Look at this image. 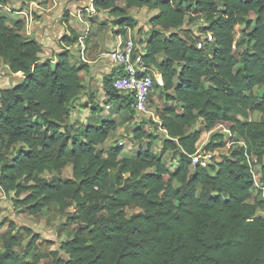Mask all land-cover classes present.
<instances>
[{
  "label": "trees",
  "instance_id": "obj_1",
  "mask_svg": "<svg viewBox=\"0 0 264 264\" xmlns=\"http://www.w3.org/2000/svg\"><path fill=\"white\" fill-rule=\"evenodd\" d=\"M92 5L116 20L117 35L137 26L130 9L158 12L140 43L143 62L161 76L157 84L165 99L180 104V112L171 104L158 115L166 136L160 152L172 154L177 166L171 171L151 150V135L139 129L134 137L148 141L134 156H122L121 146L99 151L117 128L116 119L88 121L74 131L67 119L80 104V73L88 64L68 53L39 63L43 47L20 32L23 20L10 27L0 15V63L24 77L0 89V187L24 195L20 201L30 214L56 205L77 226L60 246L66 258L53 252L47 264H264V216L256 213L264 199L248 202L251 170L264 186V0H93ZM187 18L205 22L204 44L179 34ZM237 25L246 31L235 40ZM78 39L71 30L62 42L69 47ZM235 49H241L239 59ZM114 71L102 79L107 104L133 111L132 99L112 87ZM95 99L90 94L84 106L97 112ZM197 121L205 131L222 125L235 136L215 133L202 149L206 155L231 143L228 156L211 165L193 164L200 131L186 130ZM66 166L71 178L62 177ZM128 207L139 211L127 215ZM13 230L0 236V264H38L37 257L25 262L15 252L19 241Z\"/></svg>",
  "mask_w": 264,
  "mask_h": 264
},
{
  "label": "rangeland",
  "instance_id": "obj_2",
  "mask_svg": "<svg viewBox=\"0 0 264 264\" xmlns=\"http://www.w3.org/2000/svg\"><path fill=\"white\" fill-rule=\"evenodd\" d=\"M26 4L30 1L25 0ZM40 4L35 1V4H30L32 9V16L28 20L22 18L20 12L22 9L20 5L23 4L20 0H0V15L7 19L8 26H14V23L23 20V26L20 32L24 37L33 39L36 42L35 32L31 28L37 18L38 5L45 7L46 2L40 0ZM53 5L50 10L52 16V28L54 29L50 36L54 43L51 46L43 48L41 54V61L53 59L52 46L57 47L58 53H68L75 62L84 60L92 61L87 71L80 73L83 81V90L80 93V104L76 106L75 112L67 119V123L74 131L79 132L81 127L90 121L92 123L99 122L102 119H116L117 128L112 131L108 139L100 146L99 151H103L107 147H122V156H134L139 147H145L147 138L142 137L137 139L134 137L135 131L142 130L147 135H151V150L157 156H161L162 160L173 171L177 162L172 154H161V147L163 140L166 138L165 133L160 129L158 122V115L164 107L174 105L178 112L181 111L178 102H171L165 99V92L161 87L157 86L153 89L149 103L146 107V112L136 113L126 106L117 105L116 103L107 104V99L102 90V79L111 70H115L112 63H109L106 58V53L112 50L117 43V27L116 20L105 11H96L90 0H51ZM182 4V8H185ZM131 16L137 21V26L131 30L130 36L134 38L136 45L142 47V43L147 40L149 36L150 26L149 19L154 16L156 11L148 10L146 8H132L129 10ZM33 21V22H32ZM206 24L203 19L186 23L178 30L179 34L187 39L190 43L196 46L204 44L208 36L201 32V28ZM71 30L78 36V42L67 47L63 44L62 39L69 37ZM32 31V32H31ZM174 30H171L173 32ZM246 31L245 25H237L235 27V40L243 37V32ZM39 43V42H38ZM41 44V43H40ZM42 45V44H41ZM43 47V46H42ZM53 54V55H52ZM241 49H235L234 55L239 59ZM54 60V59H53ZM90 63V62H89ZM92 66V67H91ZM104 67V68H103ZM103 68V69H102ZM155 73V72H154ZM156 79L158 75L155 73ZM158 81V80H157ZM16 77L9 72L6 63H0V89L9 88L16 85ZM259 88L255 89L259 92ZM96 96L95 103L99 111L89 109L84 105H89L90 94ZM83 105V106H81ZM93 110V113L91 112ZM252 117V116H251ZM257 118L259 116H256ZM139 129V130H135ZM187 132L200 131V138L195 144L196 153L202 154V149L210 142L211 136L215 133H222L228 138V129L222 125H217L210 131L203 130L200 121H197ZM20 144L16 145L12 151L14 153ZM229 146L219 147L213 152L207 154V158H202L203 162L211 165L216 161H221L228 156L230 151ZM11 152L6 153L8 157ZM200 154V155H201ZM193 162V161H192ZM256 168V167H255ZM258 169V167H257ZM44 176H48L46 173ZM63 178L72 177L71 166H66L62 172ZM21 197H17L15 193L2 192L0 202V236L10 229L13 230V235L19 241L15 248V252L22 257L25 262H31L33 257H37L38 264H47L51 260L53 252H56L61 258H66L65 253L60 249L63 242L72 238L76 225L67 220L66 214L59 212L56 205H51L43 208L36 214H30L28 208L21 203ZM262 196L255 190H251V197L248 202L253 203L259 201ZM73 208H69L67 212L72 213ZM139 210L134 207L125 209L127 215H131ZM257 214L264 216V207L257 209ZM0 249L2 243L0 241Z\"/></svg>",
  "mask_w": 264,
  "mask_h": 264
},
{
  "label": "built area",
  "instance_id": "obj_3",
  "mask_svg": "<svg viewBox=\"0 0 264 264\" xmlns=\"http://www.w3.org/2000/svg\"><path fill=\"white\" fill-rule=\"evenodd\" d=\"M125 30V35H117L115 47L105 55L108 62L115 67V76L111 84L116 91L132 99L131 108L134 112L143 113L146 112V107L154 89V79L161 84V76L154 68L143 62L142 56L145 53V44L142 43V47L136 45L134 38L130 36L131 30ZM154 72L158 75L157 79ZM227 134L228 137H235L229 131H227ZM239 144H242V142L240 141ZM226 145L230 147L231 143ZM200 154L195 153L192 156L193 164L199 162L202 166H205L206 164L202 161V158H207L210 155ZM250 159L255 160L254 156H251ZM251 175L253 179L252 189H255L264 199V186L260 184V174L251 170ZM2 192L4 191L0 187V202Z\"/></svg>",
  "mask_w": 264,
  "mask_h": 264
},
{
  "label": "crops",
  "instance_id": "obj_4",
  "mask_svg": "<svg viewBox=\"0 0 264 264\" xmlns=\"http://www.w3.org/2000/svg\"><path fill=\"white\" fill-rule=\"evenodd\" d=\"M20 1L23 2V4L20 5V8L22 9V11L20 12V15L22 16V18H25L26 20H28L30 18V16H32V14H31L32 10H35V9H32L30 4H35V2H29V4H26L28 2H26L25 0H20ZM50 1L51 0L46 1V4H45L46 6L45 7H41V6L38 5L37 16H39V18H37V20H34L35 21L34 24H31V28L35 32L36 40L39 43L42 44L43 48L47 47L48 45L51 46L54 43V41L51 39V36H50L51 32L54 30L52 28V16L50 14V10H51V7L53 5L50 3ZM92 1L93 0H90L91 3H92ZM36 2L38 4L41 3L40 0H37ZM154 11H156V10H154ZM52 48H53L52 53L55 54V56L52 54L53 55V59L55 61L56 60V56L58 54H60V53L57 52V47L56 46L55 47L52 46ZM84 62H87L88 64H91L92 61L84 60ZM88 66H90V65H88ZM11 74H12V76L16 77V80H17L16 84L21 82L23 80V78H24L23 75L21 73H19V72L15 73V74L14 73H11ZM87 110H89V109H87Z\"/></svg>",
  "mask_w": 264,
  "mask_h": 264
}]
</instances>
